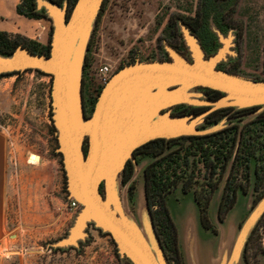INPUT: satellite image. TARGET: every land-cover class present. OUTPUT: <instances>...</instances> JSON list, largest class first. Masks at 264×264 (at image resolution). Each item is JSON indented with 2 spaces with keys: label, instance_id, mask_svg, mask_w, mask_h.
<instances>
[{
  "label": "rangeland",
  "instance_id": "374dc122",
  "mask_svg": "<svg viewBox=\"0 0 264 264\" xmlns=\"http://www.w3.org/2000/svg\"><path fill=\"white\" fill-rule=\"evenodd\" d=\"M66 2L60 6L62 9ZM67 7L69 11L70 6ZM42 11L47 17L43 19L48 22L47 32L51 34L54 21L45 9ZM184 18L193 22L200 18L202 25L193 30L183 22ZM25 33L19 36L28 40L35 36L32 30ZM186 34L197 40L206 61L224 53L216 70L250 81H264V0H109L100 22L89 32L84 52L82 95L87 116L92 114V105L95 106L104 88L98 87L102 68L110 66L115 74L137 60H172L171 49L192 62ZM13 73L17 75L0 80V127L10 132L16 175V195L6 219L0 264H132L120 255L110 235L93 223L88 224L84 237L76 244H62L70 238L82 206L71 207L75 199L68 191L66 170L58 152L52 77L34 69L5 74ZM191 93L195 99L212 101L204 88L193 89ZM198 107L205 106L178 105L172 114L181 108ZM253 107L219 109L227 110L220 120L208 121L210 114L198 125L200 134L186 136H209L228 130L220 141L225 144L221 159L209 157L212 165L207 164L208 160L195 149L192 140L166 143V154L173 151H179L181 156L189 154L188 166L183 158L180 161L182 167L178 172L184 170V173L166 203L182 233L185 253L190 257L196 242L202 249L203 243H208L209 257L220 261L223 251H229L243 236L249 221L264 205V195L255 204L256 169L264 166V118L260 117L264 106H256L259 109L254 112L240 113ZM257 142L261 145L255 149ZM29 151L54 162L41 174L42 181L37 166L26 162ZM158 158L140 155L134 161V175L128 184H123L121 177L118 180L124 206L139 225H142L140 211L146 209L144 171ZM37 182L41 183L40 188ZM229 182L231 190L237 192V202L221 221L219 206ZM185 183L189 190H184ZM263 191L264 185L260 192ZM101 193L107 195L104 184ZM197 197L203 203L208 202L210 229L202 225ZM251 231L243 241L240 264H246V260L249 264H264V209ZM181 252L183 255L182 249ZM166 258L168 264H174Z\"/></svg>",
  "mask_w": 264,
  "mask_h": 264
},
{
  "label": "water",
  "instance_id": "95a60500",
  "mask_svg": "<svg viewBox=\"0 0 264 264\" xmlns=\"http://www.w3.org/2000/svg\"><path fill=\"white\" fill-rule=\"evenodd\" d=\"M36 2L38 10L45 9L54 21L49 55L18 46L9 56L0 53V74L34 69L52 77L58 152L66 170L68 191L82 206L70 238L62 244H76L84 237L88 224L93 223L110 235L120 255L132 264H168L148 207L145 179L142 225L127 212L118 192V180L128 162L135 161L134 152L149 142L200 134L198 125L222 108L264 106V81L216 70L224 53L206 61L197 40L186 34L192 62L171 49L172 60H137L124 66L104 86L92 114L87 116L82 95L84 52L104 0H77L69 18L68 1L64 9L48 0ZM197 88L223 95L212 101L195 99L191 91ZM184 104L208 110L200 115L172 114L174 107ZM103 184L106 196L101 193ZM263 209L264 205L249 221L243 236L229 251H223L217 264L241 263L243 241Z\"/></svg>",
  "mask_w": 264,
  "mask_h": 264
},
{
  "label": "trees",
  "instance_id": "16d2710c",
  "mask_svg": "<svg viewBox=\"0 0 264 264\" xmlns=\"http://www.w3.org/2000/svg\"><path fill=\"white\" fill-rule=\"evenodd\" d=\"M48 1L58 5H62V3L64 2V0H48ZM67 1L69 2V6H70L68 13V18H69L70 12L77 0H67ZM108 1L109 0H104L102 9L99 13V18L97 23L100 22V19L105 11ZM17 13L28 19L42 20L47 18L44 11L38 10L36 0H21V3L17 6ZM199 19L200 18L194 19V22L197 21L198 25H195L193 20H188L185 18L183 22L187 24L191 29L197 30L199 28V25L200 24L202 25V22L199 21ZM203 31H206L204 27H203ZM52 33L53 32L51 31L48 45H43L39 42L28 40L27 38H24L19 35H13L7 32L0 31V53L2 55L9 56L15 51V49L18 46H23L25 48H28L34 54L49 55V51L51 48L50 45H51ZM202 33H206V32H202ZM176 34L177 31L175 32V35ZM14 75H17V73L0 74V80ZM205 91L207 94H209L210 100L219 99L223 95L222 93L214 90L205 89ZM93 107L94 106L92 105V109ZM207 109H208L207 107L181 108L179 112H175L173 113V115L175 116L199 115L205 112ZM258 109L259 107H253V108L241 110L240 113L254 112L257 111ZM226 111L227 110H220L214 112L208 117V121L215 122L220 120ZM260 117L264 118V113ZM227 132L228 130H224L213 135L201 136V137H182V138H176L170 140L158 139L149 142L148 144L140 147L134 152V156L136 159L140 155H144V156L151 155L157 158L159 157L157 160L150 163L145 168L144 179H145L146 195L148 200V207L152 216L154 227L157 232V236L161 242L162 247L165 250V254L168 257L169 261L173 262L174 264H185V262L180 248L179 231L170 213V210L167 206L166 198L171 193L173 188L176 186L178 180L182 177V174L184 173V170L183 171L181 170L182 172H178V168L181 169L182 167L180 166L181 159L183 158L185 162V166L186 165L188 166L189 154L186 153L185 155L181 156L179 151H173L171 153L166 154L165 153L166 143L192 140L193 144L195 143V149L198 152H201L203 156H205V158L208 160L207 162L208 165H212L210 164L209 157L211 155H214L215 159L217 160L221 159L220 153H223L221 149L224 148L223 145L225 144L223 142L220 143V141H222L225 133ZM259 145H261V143L257 142L254 148L257 149ZM85 150L87 152V147L85 148ZM134 165L135 164L133 161L128 162L122 178L124 184H128V182L133 178L134 170H135ZM169 171H172L170 175H168L167 173ZM256 175H257V182L255 184V192L258 193V195L255 198V204H257V202L264 195V191L260 192L262 189V185H264L263 184L264 166L258 167L256 169ZM189 188L190 186H188V184L185 183L184 190L185 191L189 190ZM231 189H232V185L229 182L219 206V216L221 221L225 220V217L234 208L237 202V192L236 190L232 191ZM129 190L130 193H132V191L134 190L133 185L130 186ZM197 202L200 206L202 225L204 226L205 229H210L211 224L209 219L208 202L203 203L199 197H197ZM155 207L158 208L155 209ZM257 228L258 227H256L253 230L252 235L256 232ZM251 238L252 237H250L248 245H250ZM247 250H248V246H247ZM246 262L247 264H249L247 260Z\"/></svg>",
  "mask_w": 264,
  "mask_h": 264
},
{
  "label": "crops",
  "instance_id": "0c3cea01",
  "mask_svg": "<svg viewBox=\"0 0 264 264\" xmlns=\"http://www.w3.org/2000/svg\"><path fill=\"white\" fill-rule=\"evenodd\" d=\"M20 3L21 0H0V31L16 35H25L27 30H32L35 36H31L30 39L47 45L50 40V32H47L48 22L43 19H28L19 15L17 13V6ZM12 144L9 130L0 127V246L4 243L7 232L6 219L10 211L11 203L14 201L16 195V175ZM49 163L54 162L42 156L41 163L39 165H33L39 169L37 174H39L40 181L43 180L41 179L43 176L41 174H45ZM37 185L40 188L41 183L37 182ZM179 238L185 264L218 263V260H212V257H209L208 252L211 251V248L208 243H203L202 249L196 242L192 246L193 253L191 254L192 257H190L189 254L185 253V242L180 229Z\"/></svg>",
  "mask_w": 264,
  "mask_h": 264
},
{
  "label": "built area",
  "instance_id": "2783aa9c",
  "mask_svg": "<svg viewBox=\"0 0 264 264\" xmlns=\"http://www.w3.org/2000/svg\"><path fill=\"white\" fill-rule=\"evenodd\" d=\"M115 70H113L110 66H106L100 70L99 79H98V87H104L111 77L114 75ZM97 87V88H98ZM80 203L77 200H73L71 203L72 209H79Z\"/></svg>",
  "mask_w": 264,
  "mask_h": 264
},
{
  "label": "bare ground",
  "instance_id": "6f19581e",
  "mask_svg": "<svg viewBox=\"0 0 264 264\" xmlns=\"http://www.w3.org/2000/svg\"><path fill=\"white\" fill-rule=\"evenodd\" d=\"M42 161V157L35 151H29L27 153L26 162L30 165H39Z\"/></svg>",
  "mask_w": 264,
  "mask_h": 264
}]
</instances>
